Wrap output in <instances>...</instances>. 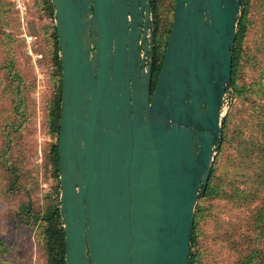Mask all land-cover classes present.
Instances as JSON below:
<instances>
[{"label": "water", "instance_id": "95a60500", "mask_svg": "<svg viewBox=\"0 0 264 264\" xmlns=\"http://www.w3.org/2000/svg\"><path fill=\"white\" fill-rule=\"evenodd\" d=\"M50 1L65 264H189L242 0L175 1L152 92L149 0Z\"/></svg>", "mask_w": 264, "mask_h": 264}, {"label": "rangeland", "instance_id": "374dc122", "mask_svg": "<svg viewBox=\"0 0 264 264\" xmlns=\"http://www.w3.org/2000/svg\"><path fill=\"white\" fill-rule=\"evenodd\" d=\"M250 7L240 75L244 82L255 79L264 66V0H252ZM40 9L28 0L23 13L12 6L7 16L0 14V66L9 58L18 72L10 81L0 69V264H44L36 225L17 214L29 200L33 209H43L46 196L54 197L58 190L44 159L46 143L54 140L45 124L54 75L43 33L52 20ZM158 10L162 30L173 20L170 2L162 0ZM231 95L232 91L227 96L224 139L213 163L220 189L202 206V264H232L235 249L264 241L251 219L264 203V100L232 106ZM12 167L18 180L11 185Z\"/></svg>", "mask_w": 264, "mask_h": 264}, {"label": "trees", "instance_id": "16d2710c", "mask_svg": "<svg viewBox=\"0 0 264 264\" xmlns=\"http://www.w3.org/2000/svg\"><path fill=\"white\" fill-rule=\"evenodd\" d=\"M0 0V14L1 16H7L12 2L10 0ZM36 6H41V11L46 12L47 17L52 20L50 26L43 28V33L47 38L48 53L45 55L49 57L50 65L53 68V89L52 98L48 103L47 115H46V128L48 134L54 138L52 142L46 143L44 148L45 163L50 167L52 177L57 182L58 190L54 197L47 195V204L41 210H35L32 207L31 201L22 203L19 206L17 216L24 222L30 225H36L37 240L41 246V250L44 255V264H65V232L63 228V222L59 210L60 198H59V180H58V135L60 129V115H61V62L59 57V47L57 40V32L54 23L53 6L50 0H33ZM162 0H149L151 12L153 16L152 26V38L155 39L156 51L153 58L152 77H151V92L156 86L157 76L162 64L164 50L167 44L168 36L171 30V21L168 25L163 24L161 30L159 22V4ZM170 2V9L173 13L176 0H167ZM252 0H242L241 11L238 17L237 29L235 34L234 48L232 51V68H231V82L230 87L232 91L234 106L235 103H253L264 100V66H261V70L258 76L244 82L240 78L241 69L243 65L244 43L246 29L249 24L250 5ZM40 13V12H39ZM160 31V33H159ZM0 69L5 70L6 75L10 81L14 80L18 76V72L14 71V66L11 59H7ZM20 106V103H18ZM229 113V111H228ZM228 115V114H227ZM226 117L223 120L222 131L225 128ZM224 134L222 137L224 139ZM222 149V146L220 150ZM215 171V165L213 164L211 173L209 176L208 184L205 189L202 190L198 198V204L194 215L192 233H191V247L189 255V264H202L203 252L200 246V222L202 221L205 210L202 208L205 199L212 197L220 189L218 181L213 178ZM11 185L15 184L18 180V173L16 168L12 167L11 170ZM49 200V202H48ZM252 212V224L254 229L258 232L259 237H264V203ZM0 241V246H1ZM263 245L256 244L246 250L235 249L236 257L233 259L232 264H264V241Z\"/></svg>", "mask_w": 264, "mask_h": 264}, {"label": "built area", "instance_id": "2783aa9c", "mask_svg": "<svg viewBox=\"0 0 264 264\" xmlns=\"http://www.w3.org/2000/svg\"><path fill=\"white\" fill-rule=\"evenodd\" d=\"M12 2L13 9L20 13H23L27 9L28 0H10Z\"/></svg>", "mask_w": 264, "mask_h": 264}, {"label": "flooded vegetation", "instance_id": "af4514ba", "mask_svg": "<svg viewBox=\"0 0 264 264\" xmlns=\"http://www.w3.org/2000/svg\"><path fill=\"white\" fill-rule=\"evenodd\" d=\"M149 6H150V4H149ZM150 14H151V30H152V26H153V16H152V12H151V7H150ZM151 47H152L151 53H152V56L154 58L155 51H156L155 39H152Z\"/></svg>", "mask_w": 264, "mask_h": 264}]
</instances>
